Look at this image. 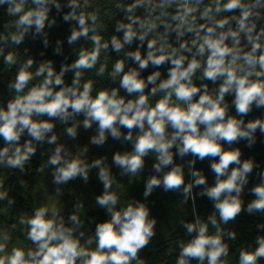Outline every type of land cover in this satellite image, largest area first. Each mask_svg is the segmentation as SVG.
I'll return each mask as SVG.
<instances>
[{"label":"clouds","instance_id":"9594fccd","mask_svg":"<svg viewBox=\"0 0 264 264\" xmlns=\"http://www.w3.org/2000/svg\"><path fill=\"white\" fill-rule=\"evenodd\" d=\"M90 7V0H66L63 4L61 0H0V8L10 18L4 21L5 32L0 34V56L8 68L17 64L18 56L15 51L5 54L4 46L20 45L29 34L33 39L42 37L44 47L49 46L44 30L56 23L55 18H49L53 8L57 15L64 8L70 9L62 15L64 22H75L67 37L69 45L81 38L92 45L81 46L74 61L62 64L58 73L51 60L41 62L35 71L31 70L32 58L19 66L14 80L8 83L12 95L0 105V138L4 141L0 166L23 173L38 144L56 145L45 165L53 168V183L67 184L78 177L87 183L90 170L98 168L103 193L96 197V203L110 218L97 223L94 236L82 243V204L75 205L67 224L55 202L42 204L31 215L21 214L18 219L25 239L34 247L12 246L9 250L12 238L8 231L0 232V264H145L139 253L151 242L157 223L150 209L139 200L117 208L120 196L112 190L116 179L105 158L89 164L80 155L72 156L57 143V123L66 125L64 131L72 140L81 125L89 130L95 124L91 144L103 146L109 136L131 143V151L113 155L121 176L138 177L145 168V158L153 155V170L158 175L147 179L145 198L162 187L165 192H182L184 202L191 198L194 204L192 189L201 187L197 195L211 200L214 212L207 221L196 215L193 222H182L191 239L179 242L176 264L193 260L197 264H228L229 245L223 237L235 240L236 233L226 232L221 224L235 221L244 211L264 214V171L257 173L260 183L250 189L255 198L245 208L242 194L259 165L253 159L242 160L241 149L233 147L246 141V147L252 148L257 131L264 135V118L244 119L254 107L264 108V25L258 28L264 21V0L117 2L115 7L124 18L116 21L115 28L123 35H112L110 40L100 34L105 26L100 23L99 9L85 11ZM134 41H139L136 50L124 51ZM145 42L146 55H142ZM110 46L117 54L124 52V59L115 60L109 72L107 57L100 61ZM54 52L62 54L61 41H57ZM126 59L138 68L125 71ZM98 64L95 75L103 77L107 72L119 86L102 88L93 95L95 81L84 76ZM168 64L166 78H161L159 70L146 79L141 76L150 65L159 69ZM68 72L73 73L70 84L65 83ZM196 80L201 83L197 85ZM205 81L219 83L210 88ZM121 89L126 95L120 94ZM228 96L233 97L231 104ZM154 97L159 98L153 104L150 101ZM232 106L236 115L229 114ZM81 116L83 119L78 120ZM121 129H126V134ZM25 134L28 139L21 144ZM87 151L85 147L83 152ZM175 155L194 158L188 161L191 182L185 183L184 166L174 162ZM197 159L211 162L215 177L211 186L203 172L195 169ZM45 166L38 170L43 172ZM5 199L7 191L0 190V200ZM13 203L8 199L9 206ZM209 225L214 233L209 232ZM11 227L16 229L17 223ZM257 227L264 229V223ZM255 243L254 249H241L238 264H259L264 259V236H257Z\"/></svg>","mask_w":264,"mask_h":264},{"label":"trees","instance_id":"16d2710c","mask_svg":"<svg viewBox=\"0 0 264 264\" xmlns=\"http://www.w3.org/2000/svg\"><path fill=\"white\" fill-rule=\"evenodd\" d=\"M66 0H61V3H65ZM117 2L128 4L131 0H90L91 7L85 9V11H92L99 9L100 23L105 27L101 29L100 34L105 40H110L112 35L122 37V32H117L115 25L117 20L124 18V13L115 7ZM207 3L208 0H205ZM70 9L64 8L63 12L57 15L56 10L53 8L49 14V18H55L56 23L52 27H45V32L48 34L49 46L47 48L43 45V38L38 36L35 39L31 34L25 36L24 41L20 45L8 44L5 47V54L8 51H15L18 56L17 64L8 68L3 60V56H0V105L6 104L7 99L10 98L12 93L8 89V83L14 80L16 72L19 66L28 58L34 60L32 71L39 66L43 61H53V66L58 73L62 64H70L76 58V53L81 46L91 48V42L85 41L83 38L77 41L75 44L69 45L67 37L70 35L71 28L75 26V22H64L62 15L64 12ZM142 9L137 14H141ZM7 19H10L4 15L3 8H0V34L5 32L3 23ZM202 22V21H201ZM264 25V21H261L259 26ZM163 31V29H160ZM187 38V37H186ZM172 42L175 44V34L171 36ZM57 41H61L62 54H56L54 49L56 48ZM139 41H134L130 46L126 45L124 51H135ZM27 49V52L25 51ZM147 44L145 42L144 47L141 49L142 55H146ZM43 53V55H41ZM105 57L108 61V71L112 69V65L117 59H124V52L119 54L112 51L111 46L107 53L101 54V63L104 62ZM126 68L137 67L138 65L131 60H125ZM99 64L96 68L85 73L84 79H92L94 83V92L101 90L102 88L118 87V80L113 83L108 77L107 72L103 77H97L95 75ZM170 64L164 65L159 69L153 68L151 65L141 72V76L146 77L153 71L159 70L162 73L161 78L167 77V68ZM73 78V73L68 72L65 75V83L70 84ZM36 81H33L35 83ZM195 83L199 85L201 81L196 80ZM209 87H216L210 81H205ZM149 89L146 91H150ZM121 95H126L123 89L120 90ZM131 98V97H127ZM159 97L151 98V103H155V100ZM231 104L232 96L226 97ZM229 114L236 115L235 107H230ZM255 118H264V108H253V111L246 117L245 122ZM47 119V117H44ZM78 120H82L83 117H77ZM66 125L56 124L55 133L58 136V144H63L72 156L77 153L83 152V149L87 147L89 154L86 162L91 164L93 160L105 158V164L110 168L111 174L116 179V184H113L112 190L116 191L120 196L121 203L117 205V208L123 206L127 201L139 200L145 203L150 209V216L155 218L157 223L155 225V235L147 247H145L139 256L145 260V264H176L179 256L180 248L179 242L181 240L187 242L191 239L186 234V229L182 226V222H193L196 215H199L201 219L207 221V217L214 212L213 202L206 196L201 197L197 195L202 188L194 187L192 189L195 196V202L191 198L187 202H184V196L182 192H165L162 187H157L153 192L145 198L143 192L145 190V183L147 179L152 175H158L153 170V164L155 163V157L150 155L145 158V168L138 177L121 176L119 169L113 163V155L116 152L131 151L132 145L129 142H122L115 140L111 136L108 137L106 143L103 146H96L90 143V138L95 135L96 125L93 124L92 128L85 130L81 125L78 128V136L75 140L70 139L64 129ZM126 134V129H121ZM257 142L252 148L246 147V141H240L238 144H234L233 147H239L242 151V160L253 159L258 168L253 170V173L249 176V183L245 186L242 200L244 207L254 199V195L250 193V189L260 183V178L257 175L258 172L264 171V135H261L259 130L256 133ZM28 139L27 135L21 138V144L24 140ZM4 146V141L0 138V148ZM226 148L227 145H224ZM56 145H49L46 142L42 145H37V151L31 160L25 165V171L22 173L19 169L7 168L0 166V180L4 182V188L0 190H6L8 193V199L14 201L12 205H8V199L0 200V228H5L13 232L16 237L27 246H34L30 241L25 239V233L22 230L23 226L18 224V219L21 214L31 215L33 212V202L36 190L45 184L50 178H53L52 166L47 165V161L51 156ZM109 147H112L110 150ZM175 148L173 152L175 153ZM194 159L192 156H185L181 159L178 155L174 156V162L184 166L185 183H189L192 177L189 175L188 161ZM210 161L205 159L204 161L196 160L195 169L200 170L207 178L208 185L211 186L214 181V173L210 169ZM41 166L44 167V171L41 172L38 169ZM167 170V169H166ZM98 168H92L89 172L88 182L85 183L82 178H76L69 181L67 184L59 185L67 198H72V204L68 213L64 216L66 224L68 223V217L71 213L76 211L75 205L82 204L83 207L79 210V215L83 223L81 231L85 232V236L82 239L86 240L89 236H94L95 226L97 223L103 222L110 217L106 214L105 209H102L96 203V197L103 193V184L98 179ZM120 185V187H117ZM5 207L8 210L9 216L5 217L1 210ZM17 223V228L13 229L11 225ZM264 223V214L256 213L254 215L248 214L246 211L242 212L235 221H231L228 224H221V227L226 232H235L236 239H230L227 235L223 237L224 242L229 245V255L227 257L228 264H238L239 253L241 249H254L256 247V237L264 236V229H259L257 226ZM209 232L214 233L215 229L209 225ZM194 235V234H193ZM95 247V244L92 245ZM190 264H197V261L193 260ZM259 264H264V259L259 261Z\"/></svg>","mask_w":264,"mask_h":264},{"label":"rangeland","instance_id":"374dc122","mask_svg":"<svg viewBox=\"0 0 264 264\" xmlns=\"http://www.w3.org/2000/svg\"><path fill=\"white\" fill-rule=\"evenodd\" d=\"M109 149L111 150L112 147H109ZM88 154H89V149L87 153L80 152L77 153L76 155H80L81 158L86 161ZM52 202H55L57 204V207L61 209V215L64 217L70 210L72 204V198H67L64 192L62 191L61 187L59 185L54 184L53 178H50L45 184H43L36 190L32 207L33 209H35L36 207H39L42 204H49ZM1 212L5 217L9 216L8 210L5 207L2 208ZM1 229H5V228L1 227Z\"/></svg>","mask_w":264,"mask_h":264},{"label":"crops","instance_id":"0c3cea01","mask_svg":"<svg viewBox=\"0 0 264 264\" xmlns=\"http://www.w3.org/2000/svg\"><path fill=\"white\" fill-rule=\"evenodd\" d=\"M5 231V229H1L0 228V232ZM8 231V230H6ZM8 233L11 236V243H9L8 248L9 250L11 249L12 246H17V247H23V248H28V247H34V246H27L24 243H22L13 233H11L10 231H8Z\"/></svg>","mask_w":264,"mask_h":264}]
</instances>
